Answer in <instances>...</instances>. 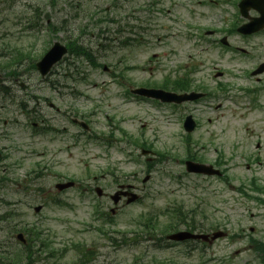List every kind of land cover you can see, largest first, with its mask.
<instances>
[{
    "label": "rangeland",
    "instance_id": "rangeland-1",
    "mask_svg": "<svg viewBox=\"0 0 264 264\" xmlns=\"http://www.w3.org/2000/svg\"><path fill=\"white\" fill-rule=\"evenodd\" d=\"M216 1L220 2L215 4ZM237 12L232 0H0V61L1 64L9 61L15 49L39 58L57 40L75 41L91 49L98 63L117 73L118 70L124 72L123 81L132 86H140L148 80L161 83L171 69L189 62L198 63L200 83L208 86L213 94L197 104L183 107L202 120V127L193 134V146L206 163L213 164L223 152L229 179L234 185L248 186L252 178L264 181V106L262 102H258L260 106L255 105L238 89V85L249 86V80L238 77L255 61L264 60V35L244 38L233 33L229 36L230 47L217 43L223 35L206 37L203 41L200 38L207 27H231ZM33 23L41 25L40 32L28 28ZM48 24H55L56 31ZM128 38L133 45L122 46V41ZM236 45L253 51L252 57L237 55ZM70 61L72 64L58 65L55 73L46 79L32 68L27 58L17 66L15 75L8 72L15 65L0 66V85L5 82L17 96L15 101L0 92V152L10 155L6 161L0 160V178L10 177L0 182V197L9 200V204L0 202V214L8 208L12 210L14 228L34 224L49 230L57 248H70L76 242L90 246L99 251L95 264H225L222 262L237 249H242V254L226 264H250L252 254L244 252L246 239L233 243L224 239L218 242L216 249L204 253L198 246V250L190 254L184 253L185 245L170 244L156 249L150 241L139 239L145 234H139L140 229L132 220L148 210L161 211L173 204H185L198 222L202 202L207 213L216 218L206 221L208 227L218 229L215 225H225L234 232L242 224L239 216L232 215L231 208V195L238 193L233 192L230 181L205 179L186 172L180 160L185 156V144L179 113L166 116L164 108L139 104L131 97L125 99L104 68L94 67L83 56L70 58ZM128 66L133 68L128 69ZM75 72L74 80L70 75ZM219 72L224 74L218 76ZM218 81L231 86L228 93L221 92ZM54 84L69 86L56 91L51 87ZM259 99L264 101V96ZM21 101L26 110L29 105L30 115L21 111L24 110L20 107ZM49 101L65 111L64 114L50 108ZM90 111L94 112L91 119L95 132L109 133L108 116L109 121H123L121 126L128 133L152 142L155 149L170 153L164 163L157 165L146 192H141L143 203L121 202L119 211L110 213L111 221L104 226L109 237L118 241L126 238L129 245L116 246L97 230L103 222L94 220L96 204L102 202L103 208L105 203L108 211L115 204L109 198L99 199L95 192L87 194L85 187L96 180L113 192L115 188L108 186L109 179L101 177L111 169L121 175V180L134 183L133 174L145 169L146 159L117 134L109 145L92 140L89 135L74 145V134L82 131L71 123V114H89ZM44 119L58 131L40 132L37 128L44 127ZM32 121L38 123L37 128ZM63 127H67L65 131ZM68 144L75 147L69 150ZM121 149H131L133 156ZM3 165L13 167L5 170ZM67 180L76 181L78 187L58 192L55 184ZM53 197L63 203L54 204ZM42 203H45L43 210L36 213L34 206ZM161 221L158 235L166 233L164 215ZM249 233L245 231L242 237L246 238ZM0 238L1 241L4 236ZM22 248L16 239L11 240L13 255L21 254L19 264H26ZM209 252L215 253L218 260L209 262ZM75 259L77 255L70 250L61 262L70 263Z\"/></svg>",
    "mask_w": 264,
    "mask_h": 264
},
{
    "label": "flooded vegetation",
    "instance_id": "flooded-vegetation-1",
    "mask_svg": "<svg viewBox=\"0 0 264 264\" xmlns=\"http://www.w3.org/2000/svg\"><path fill=\"white\" fill-rule=\"evenodd\" d=\"M173 106V105H171ZM174 113H178V110L180 109L179 106L172 107ZM182 112V111H181ZM104 177L111 176L109 175H103ZM113 183L119 188L124 184L117 183L116 180H113ZM129 185V184H128ZM125 185V186H128ZM133 186H136L135 184H131ZM251 205L248 207V220L250 223H254L255 225L250 226V230L255 232L258 235V241L256 243L251 244L253 248H256V254L258 259L264 260V196H252L250 198ZM208 217L206 212H203L200 219V226L204 232H212L213 226L210 225L207 226ZM100 221V220H99ZM205 247L212 246V244H209L207 242L203 243Z\"/></svg>",
    "mask_w": 264,
    "mask_h": 264
},
{
    "label": "water",
    "instance_id": "water-1",
    "mask_svg": "<svg viewBox=\"0 0 264 264\" xmlns=\"http://www.w3.org/2000/svg\"><path fill=\"white\" fill-rule=\"evenodd\" d=\"M252 28H253L252 30L258 29V27H256L255 25H253ZM248 32H251V31H248ZM65 51L66 50H63L62 48H60L57 45V47L44 59V61L42 63H40V68L42 69V71L44 73L47 72L48 69L50 68V66L52 65V63L60 57L61 53L63 54ZM143 92L148 94V91H146V90H144ZM151 94H153L154 96L159 97L163 100H172V99L174 100V99H176V96H177L176 94H173L170 92H165L162 90H154L153 92H151ZM177 97H179V96H177ZM179 98H181V97H179ZM184 98L191 99V98H194V96H192V97L191 96H184ZM69 185H72V183H69L66 185H59V186L65 187V186H69Z\"/></svg>",
    "mask_w": 264,
    "mask_h": 264
}]
</instances>
